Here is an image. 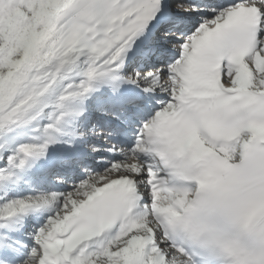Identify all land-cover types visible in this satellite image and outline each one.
Returning <instances> with one entry per match:
<instances>
[{"label":"snow or ice","instance_id":"6c2138e0","mask_svg":"<svg viewBox=\"0 0 264 264\" xmlns=\"http://www.w3.org/2000/svg\"><path fill=\"white\" fill-rule=\"evenodd\" d=\"M0 264H264V0H0Z\"/></svg>","mask_w":264,"mask_h":264}]
</instances>
